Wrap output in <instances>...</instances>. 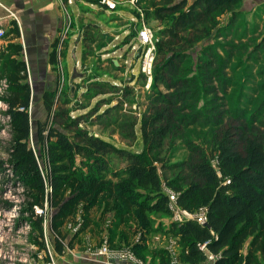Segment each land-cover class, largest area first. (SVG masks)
<instances>
[{"label":"rangeland","instance_id":"374dc122","mask_svg":"<svg viewBox=\"0 0 264 264\" xmlns=\"http://www.w3.org/2000/svg\"><path fill=\"white\" fill-rule=\"evenodd\" d=\"M181 1L134 2L133 8L140 10L139 17L152 33L153 58L147 71L139 68L131 47L137 44L135 28L126 19L131 4L121 0L109 15L102 10L97 13L96 19L105 25L103 31L86 21L90 18L85 19L81 53L71 57L68 45V51L60 50L63 83L55 65L45 75L36 69L28 76L29 143L37 149L33 127L36 120L45 118L41 95L50 90L54 94L52 126L73 140H77L74 132L81 130L112 143L117 150L102 155L109 170L120 172L132 155L144 159L156 156L158 161L153 164L163 188L166 179L178 177L181 184L188 179L192 174L190 161L209 154L213 139L223 131H228L236 143L246 134H254L264 145V0H238L224 9L195 6L187 28L174 27L168 12L155 11L156 7ZM184 1L182 10L195 0ZM65 9L74 10L72 6ZM76 9L92 12L82 2L76 3ZM71 33L75 32L67 31V36ZM116 56L126 58L127 63L115 66L110 58ZM77 60L79 67L74 66ZM72 66L80 75L73 76ZM39 78L43 83H35ZM5 84L0 79L1 163L8 160L6 146L11 136L8 120L2 115ZM144 130L151 137L142 138ZM84 160L91 163L93 159ZM39 163L44 172L46 162L39 158ZM74 164L78 165L77 159ZM27 202L20 184L0 170V264H40L48 259L46 247L53 246V234L48 230L50 209L43 207L40 231L36 216L22 209ZM91 217L92 223L83 230L77 229L78 216L77 222L67 223L62 242L69 240L70 248L77 246L92 255L105 239L108 248H122L133 255L124 240L120 243L121 228L110 233L108 243L109 216L98 219L96 209ZM162 233L147 236L144 243L148 250L142 255H151V248L162 244L158 241ZM127 239L133 241L135 236L128 235Z\"/></svg>","mask_w":264,"mask_h":264},{"label":"trees","instance_id":"16d2710c","mask_svg":"<svg viewBox=\"0 0 264 264\" xmlns=\"http://www.w3.org/2000/svg\"><path fill=\"white\" fill-rule=\"evenodd\" d=\"M237 3L238 0H195L182 10V0L156 7L155 11L168 12L174 27L187 28L195 6L212 10ZM18 36L16 21L10 20L4 38ZM20 54L21 44L14 41L0 52V79L6 82L2 115L11 133L6 146L8 160L0 162V170L8 172L23 188L28 202L22 209L36 216L40 231L44 215L35 212L33 206L42 211L44 206L50 209L48 230L53 234L54 251L71 247L69 240L66 245L62 242V229L67 223L77 222L78 216L77 229L83 230L92 223L91 213L97 209L98 219L109 216L108 243L110 233L121 228L120 243L124 240L134 255L148 250L144 243L147 236L162 231L175 238L177 258L187 264L206 258L200 244L213 255L209 264H264V145L257 136L248 133L236 143L228 131H223L213 139L209 154L190 161L192 174L188 179L182 184L178 177L166 179L164 186L176 193L179 207L188 211L205 207L208 226L191 219L169 220L165 224L161 218L169 215L167 194L153 164L158 158L132 155L120 172L109 170L102 155L117 150L112 143L81 130L74 132L79 141L73 140L49 123L53 91L44 90L41 95L45 118L36 120L33 127L37 149L29 143L27 107L31 91ZM48 59L54 64V48ZM147 136L151 137L144 130L142 138ZM39 158L47 164L44 172ZM84 158L93 160L89 163ZM76 159L78 165L74 164ZM128 235L135 236V240L128 241ZM150 251L160 264L170 260V252L164 247L153 246Z\"/></svg>","mask_w":264,"mask_h":264},{"label":"crops","instance_id":"0c3cea01","mask_svg":"<svg viewBox=\"0 0 264 264\" xmlns=\"http://www.w3.org/2000/svg\"><path fill=\"white\" fill-rule=\"evenodd\" d=\"M76 3L77 0H73L72 3L67 5L74 8L73 11L68 12L61 6L60 0H0V28L5 30L9 21L15 20L19 30V36L12 40L7 37L4 38L3 35L0 39V52L5 50L6 44L9 41L21 44L20 55L26 66L27 82L28 76H33L36 69H39L45 75L49 69H54V65L56 67L55 49L58 43V35L63 31L68 22L71 27L70 31L73 30L75 33L69 34V40H66L62 50L66 48L68 51L66 46L68 45L70 50L68 53H70L71 57L78 56L81 53L82 49L80 48L81 42L79 41L78 31L80 33L81 31L83 32L82 25H84L85 19L90 18L86 21L93 23L94 15L93 12H90V14L81 13L76 9ZM73 36H76V39L73 40ZM53 48L55 62L51 64L48 59V53ZM72 70L73 66L71 67ZM46 79H48V76H46ZM43 80L39 78L34 81L36 83ZM161 220L166 224L171 219L168 215L162 217ZM158 237L161 239L158 241H161L162 244L158 243L157 247H164L170 252V260L163 264H187L177 258L178 248L174 237L164 232L158 235ZM64 247L59 253L54 251L53 247L52 249L49 248L51 255L55 254L57 264H160L158 259H153L151 255H142L141 253L139 256L134 254L130 256L122 248L116 250L115 248H109L110 253L107 255H98L95 252L92 255H88V252H83L77 246L73 248ZM194 264H209V262L204 259Z\"/></svg>","mask_w":264,"mask_h":264},{"label":"built area","instance_id":"2783aa9c","mask_svg":"<svg viewBox=\"0 0 264 264\" xmlns=\"http://www.w3.org/2000/svg\"><path fill=\"white\" fill-rule=\"evenodd\" d=\"M61 1V6L65 9V7L72 3L73 0H60ZM121 0H77V2H82L83 4L87 5L93 12V24L99 28L100 30L103 31V26H105L103 23H101L98 19H95L97 12L103 11L105 14L109 15L110 12L116 11L117 6L119 5ZM129 4H131L132 11L131 13L126 16V19L128 23L131 25L132 28H135V38H136V45H132L131 47L133 48V54L136 55V58L138 60V65L139 68L142 71H147L151 67V62L153 58L152 54V48L153 46L151 44V39H152V33L150 28L146 25V23L142 20V16L139 17L140 10L138 8H133L134 7V2H137V0H126ZM129 12V10H127ZM71 27L68 24L65 26L63 31L60 32L58 35V43L56 45V67L58 68L59 72V81L61 84L63 83V76H62V70L60 68V60L61 58L59 57L60 50L64 47V44L66 43V39H68L70 36H67V31H70ZM4 35V30L0 28V39ZM79 35V41L82 42V34L78 32ZM76 39V36H73V40ZM141 46V49L138 50V47ZM116 58H110V60H116L118 65H122L127 63L126 58H121L120 56H116ZM57 58L59 59L57 61ZM107 64V63H106ZM75 67L81 66L79 63V60L76 61V64L74 65ZM74 71V76L80 75V72H75ZM3 80V79H2ZM213 164V163H212ZM164 191L167 194V207H168V212H169V218L174 221V222H182L184 220H194L198 222L199 224H203L206 221V215H205V207H199L193 211H188L184 208H181L177 205L176 203V193L173 192L172 190L168 188H164ZM33 209L35 212H43L41 208L37 206H33ZM200 248L206 253V260L210 262L213 258V255L208 253L204 247V244L199 245ZM48 259L45 260L44 263L42 264H57V262L52 258L53 256L50 253V250L48 247H46ZM96 254L100 255H107L110 253V250L108 248V245L106 243V240L104 239L97 247L96 250L94 251Z\"/></svg>","mask_w":264,"mask_h":264},{"label":"water","instance_id":"95a60500","mask_svg":"<svg viewBox=\"0 0 264 264\" xmlns=\"http://www.w3.org/2000/svg\"><path fill=\"white\" fill-rule=\"evenodd\" d=\"M112 63H113L115 66H118L116 60H112ZM73 76H74V73H73ZM202 225H204V226H208V223L205 221Z\"/></svg>","mask_w":264,"mask_h":264}]
</instances>
